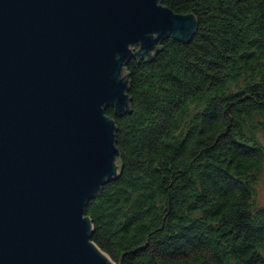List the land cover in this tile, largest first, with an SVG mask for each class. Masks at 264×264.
Returning <instances> with one entry per match:
<instances>
[{
	"label": "trees",
	"instance_id": "16d2710c",
	"mask_svg": "<svg viewBox=\"0 0 264 264\" xmlns=\"http://www.w3.org/2000/svg\"><path fill=\"white\" fill-rule=\"evenodd\" d=\"M192 13L130 57L128 110L115 114L119 173L85 206L91 240L120 264H264V0H162Z\"/></svg>",
	"mask_w": 264,
	"mask_h": 264
},
{
	"label": "water",
	"instance_id": "95a60500",
	"mask_svg": "<svg viewBox=\"0 0 264 264\" xmlns=\"http://www.w3.org/2000/svg\"><path fill=\"white\" fill-rule=\"evenodd\" d=\"M161 1L0 0V264H120L85 206L119 173L125 63L196 28Z\"/></svg>",
	"mask_w": 264,
	"mask_h": 264
},
{
	"label": "rangeland",
	"instance_id": "374dc122",
	"mask_svg": "<svg viewBox=\"0 0 264 264\" xmlns=\"http://www.w3.org/2000/svg\"><path fill=\"white\" fill-rule=\"evenodd\" d=\"M135 49L136 48H132L133 51ZM260 141L264 146V137L260 136ZM252 206L255 208L264 207V160L257 173L256 182L253 185Z\"/></svg>",
	"mask_w": 264,
	"mask_h": 264
}]
</instances>
